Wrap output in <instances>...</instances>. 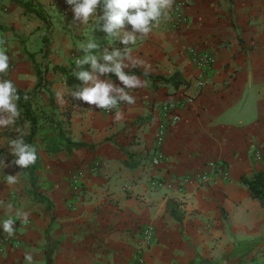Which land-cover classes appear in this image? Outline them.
<instances>
[{
	"label": "crops",
	"instance_id": "0c3cea01",
	"mask_svg": "<svg viewBox=\"0 0 264 264\" xmlns=\"http://www.w3.org/2000/svg\"><path fill=\"white\" fill-rule=\"evenodd\" d=\"M36 1L51 16L46 57L44 23L11 0H0V23L6 27L0 39L16 66L10 79L17 89L29 92L37 83L34 48L40 50L41 65L50 66V85L38 95L33 112L44 122L34 138L40 161L34 189L51 203V211L34 199L26 169L0 170V222L9 216L8 204L30 213L26 224L16 220L18 242L4 247L0 264H27L26 253L32 254L34 264H46L45 252L52 243L53 264H264V207L241 182L264 172V164L252 157L264 149V0H184L186 22L179 29L170 28L172 9L147 37L127 47L134 58L151 66L149 75L168 78L178 73L185 83L152 81L142 75L143 67L124 68L126 73H142L134 75L144 86L126 89L136 103L122 102L119 120L116 112L104 114L94 105L74 103L69 136L93 148L57 153L45 150L57 142L47 119L61 120L72 96L51 66H68L87 54L79 45L91 40L93 22H74L71 7L60 0ZM72 34H81L80 39L73 41ZM104 37L114 47L95 53L97 58L105 49L111 53L125 47ZM198 45L215 57L214 68L206 74L189 57L188 51ZM101 79L123 87L114 74ZM183 97H192L193 103L180 110V121L167 132L165 161L151 166L161 109ZM21 120L19 116L15 125L0 128V156L6 163L13 160L9 141L29 133L28 122ZM217 161L228 165L227 179L211 173L203 184L182 182L187 174L209 172V164ZM95 163L97 169L86 174L76 198L70 193V173L78 168L89 172ZM15 174L20 183L8 185L6 176ZM168 199L183 212L181 223L170 216ZM145 225L152 227L154 242L138 254ZM3 235L0 228V239Z\"/></svg>",
	"mask_w": 264,
	"mask_h": 264
},
{
	"label": "clouds",
	"instance_id": "9594fccd",
	"mask_svg": "<svg viewBox=\"0 0 264 264\" xmlns=\"http://www.w3.org/2000/svg\"><path fill=\"white\" fill-rule=\"evenodd\" d=\"M65 2L71 7L74 22L87 25L92 21L94 31H103L107 37L118 39L125 46L122 50L115 48L111 53L105 49L102 57L97 58L90 54L91 50L98 47L96 43L92 40L86 44L81 43L79 50L87 54L76 61L77 68L80 69L84 63H89L91 71L79 70L75 73V77L83 82V86L70 95L108 111L117 109L122 102L135 104L136 98L126 89L141 88L144 81L123 69L143 67L144 75L147 76L151 72V66L141 59L134 58L131 48L127 46L134 45L138 37H147L155 25L168 18V13L176 5V0H65ZM127 26H130V30H127ZM4 43L5 41L0 39V74L7 73L10 68V57L3 48ZM109 73L114 74L123 87H117L111 80L101 79ZM19 99L14 82L11 79L0 80V128L15 125L20 116L17 105ZM121 116V111L117 110L115 119L119 120ZM9 154L13 160L6 163L5 158L0 157V170L9 166L30 168L37 160L36 146L26 143L22 136L9 141ZM6 182L8 185L20 183L16 174L7 175ZM7 209L9 216L0 222V228L12 237L15 235L16 220L19 219L26 224L30 213L15 210L11 204L7 205ZM24 259L27 264H34L31 253H26Z\"/></svg>",
	"mask_w": 264,
	"mask_h": 264
},
{
	"label": "trees",
	"instance_id": "16d2710c",
	"mask_svg": "<svg viewBox=\"0 0 264 264\" xmlns=\"http://www.w3.org/2000/svg\"><path fill=\"white\" fill-rule=\"evenodd\" d=\"M16 5L22 7L26 13H30L37 17L39 20H41L45 25V36L43 38V47L42 52L43 56L46 57L47 51H48V43H49V37H50V30H51V16L46 12V10L39 4L36 0H11ZM6 27H4L0 23V31H5ZM106 34L103 31L95 30L92 32V42L96 43L98 47L96 49L91 50V55H94L95 53L99 52L100 50L104 48H113V44L108 43V39L105 38ZM49 67L47 63H44L41 65V67L35 69V74L37 77V83L34 86V88L29 92H24L20 89H17V94L19 95L20 99L17 101L18 108L20 110V116L22 117V122H28L29 124V133L27 135L22 136L26 143L34 144V138L39 130L40 127L43 125V121L34 114L33 112V106L36 103V100L38 98V95L43 92V90L50 85V82L46 79V74ZM51 70L56 71L60 73L64 78L65 85L69 88V93L73 91L79 90L80 87L83 86V82L80 81L77 77H75V73L79 70L83 71H91V65L89 63H84L80 69L77 68V65L75 63L71 62L68 66H58V65H52ZM132 74H142L141 72L134 71ZM144 75V74H142ZM145 76V75H144ZM178 73H174L171 77H153L151 75H147L145 77L149 78L152 81H161L164 83H171L175 86H178L182 83H185L181 81V79H178ZM187 84V83H186ZM50 98L52 97V94L49 93ZM76 100V102H75ZM67 101H69L63 112H62V118L61 120L55 121L52 118L47 119L49 120L52 126L54 127L57 135V142L52 145L48 146L45 150L47 152L57 153L61 151L62 149H66L68 151H71L72 149H80V148H86L88 150L92 149V145H88L83 142H74L71 140L69 134H70V126H71V118L72 113L77 106L74 103H80L82 102L79 99H76L74 97H68ZM37 148V147H36ZM38 150V148H37ZM2 157V156H0ZM40 168V161L39 156L37 153V160L35 164H33L30 168H26V172L29 176V181L31 185V193L39 202L46 203V207L48 211H51V203L43 196L38 194L34 187L37 183L38 177L35 175V171ZM241 182L246 185L248 188V191L250 193V196L257 200L259 204L264 207V172L263 171H257L255 172L251 178H242ZM167 210L170 214V216L178 223H181L184 217V214L181 210L178 208V204L172 200H167ZM51 224L54 223V216L51 213ZM51 226L48 229V232H50ZM49 234V233H48ZM55 246L50 245L45 252V263L46 264H53L52 263V255L54 253Z\"/></svg>",
	"mask_w": 264,
	"mask_h": 264
},
{
	"label": "built area",
	"instance_id": "2783aa9c",
	"mask_svg": "<svg viewBox=\"0 0 264 264\" xmlns=\"http://www.w3.org/2000/svg\"><path fill=\"white\" fill-rule=\"evenodd\" d=\"M61 3L70 8L69 5L66 4L65 0H60ZM186 2L184 0H176V5L173 6L174 11V19L170 24V28L172 30H177L181 27L182 24L186 22ZM189 57L194 66L200 70L203 74L210 72L215 65V57L211 50L205 46L201 47V45L194 46L189 51ZM202 74V75H203ZM202 85L203 82L200 81L198 83ZM193 103L192 97H183L177 98L163 105L161 109V121L158 127V131L154 138V147L149 156V164L151 166H160L165 161V155L163 152V146L165 142V138L167 132L171 129L173 125L180 121L179 112L182 108H185L187 105ZM121 107V104L118 105L117 109H113L111 111L99 109L104 114H112L116 112ZM254 161L260 162L264 164V149L255 150L252 154ZM99 164L95 163L91 166L89 172L84 169H76L73 170L69 175V187L70 193L76 198L80 195V190L82 186V182L86 178L87 173H93L97 169ZM210 171L203 172L192 175H185L182 179L183 183H190L192 180H197L199 183L203 184L208 181V176L212 174H216L219 178L227 179L228 178V165L224 162H211L209 164ZM155 184H159L156 182ZM15 235L9 237L7 233L4 232V235L0 239V252L4 251L5 246L12 247L18 242V231L17 224H15ZM140 239L142 240V244H140L137 248V253H141L143 249L148 248L154 242V232L151 226L145 225L139 232ZM141 261L140 258H138ZM132 264V263H129Z\"/></svg>",
	"mask_w": 264,
	"mask_h": 264
},
{
	"label": "rangeland",
	"instance_id": "374dc122",
	"mask_svg": "<svg viewBox=\"0 0 264 264\" xmlns=\"http://www.w3.org/2000/svg\"><path fill=\"white\" fill-rule=\"evenodd\" d=\"M185 12H186V9H185ZM170 15V14H169ZM92 22V21H91ZM12 30V32H14V30L15 29H11ZM12 32H9V35H11V33ZM81 33H83V32H81ZM5 34H7V32L5 33ZM65 34V33H64ZM69 34H71V33H69ZM81 35V34H80ZM80 35H75V34H72L71 35V38H72V40L74 41V40H79L80 39ZM0 37H1V35H0ZM82 37L83 38H86L87 37V33L86 32H84V35H82ZM52 38H53V35H52ZM54 39V38H53ZM52 39V40H53ZM49 40H50V37H49ZM41 42H42V40H41ZM6 50V49H5ZM6 52H7V54H9V51L8 50H6ZM74 52H76V51H74ZM34 54L37 56L36 58H35V60H36V62L37 63H33L32 64V67H33V69H36V68H39V67H41V55H40V50L39 49H37V48H34ZM75 54V53H74ZM80 57H82V55L80 56ZM79 58V57H78ZM74 59V58H73ZM80 59V58H79ZM78 60V59H77ZM77 60H74V63H75V65H76V61ZM10 68H9V71L7 72V73H4V74H0V80H2V79H10L11 78V76L10 75H12L14 72V68L16 67L15 66V64H14V62L13 61H11L10 60ZM40 63V64H39ZM48 67H49V69H50V66L48 65ZM12 80V79H11ZM71 99V98H70Z\"/></svg>",
	"mask_w": 264,
	"mask_h": 264
}]
</instances>
